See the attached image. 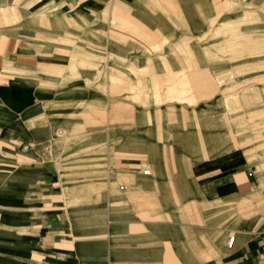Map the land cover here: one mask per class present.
Masks as SVG:
<instances>
[{"label": "crops", "instance_id": "crops-1", "mask_svg": "<svg viewBox=\"0 0 264 264\" xmlns=\"http://www.w3.org/2000/svg\"><path fill=\"white\" fill-rule=\"evenodd\" d=\"M13 1L0 29L54 2L70 30L0 32V264H264V149L193 44L212 0Z\"/></svg>", "mask_w": 264, "mask_h": 264}, {"label": "rangeland", "instance_id": "rangeland-1", "mask_svg": "<svg viewBox=\"0 0 264 264\" xmlns=\"http://www.w3.org/2000/svg\"><path fill=\"white\" fill-rule=\"evenodd\" d=\"M19 2L40 5V0ZM211 3L206 8L212 19L209 29L199 34L202 36L193 40V44L198 59L205 53L206 60L218 65L213 71L211 105L215 108L212 110L227 114L233 128L231 137L237 140V145L264 149V0H212ZM6 9L15 23L4 26L0 32L18 27L47 32L59 45L60 29H69L61 22L65 11L55 7L54 2L31 10L21 5ZM33 16L38 21L29 24L27 21Z\"/></svg>", "mask_w": 264, "mask_h": 264}, {"label": "built area", "instance_id": "built-area-1", "mask_svg": "<svg viewBox=\"0 0 264 264\" xmlns=\"http://www.w3.org/2000/svg\"><path fill=\"white\" fill-rule=\"evenodd\" d=\"M32 147H33V144H27V145L23 146V150H27V149H30ZM140 173L142 175H149L150 169L148 167H145L140 171ZM232 243H233V237H229L228 238V246L230 247L232 245Z\"/></svg>", "mask_w": 264, "mask_h": 264}]
</instances>
